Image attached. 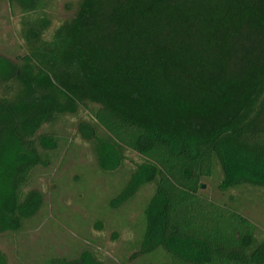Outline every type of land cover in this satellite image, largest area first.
I'll use <instances>...</instances> for the list:
<instances>
[{"label": "trees", "instance_id": "16d2710c", "mask_svg": "<svg viewBox=\"0 0 264 264\" xmlns=\"http://www.w3.org/2000/svg\"><path fill=\"white\" fill-rule=\"evenodd\" d=\"M51 1L9 0L27 51L0 55V233L21 226L23 188L58 144L40 129L96 104L108 135L78 131L99 166L144 156L111 205L153 184L146 242L180 264L263 263L264 233L199 189L218 171L222 191L264 187V0H79L52 28Z\"/></svg>", "mask_w": 264, "mask_h": 264}, {"label": "rangeland", "instance_id": "374dc122", "mask_svg": "<svg viewBox=\"0 0 264 264\" xmlns=\"http://www.w3.org/2000/svg\"><path fill=\"white\" fill-rule=\"evenodd\" d=\"M79 0H52L47 11L51 28L72 17ZM21 10L0 0V55L17 60L27 48L20 34ZM96 104L80 105L40 131L53 132L58 144L49 161L36 166L23 188L29 212L17 229L0 233V264H44L49 257L67 256L92 264H180L162 247L146 242L145 208L153 184L141 186L124 203L112 199L124 187L130 170L144 156L127 149L128 158L115 169H102L94 143L78 131L81 121L108 132L94 119ZM221 172L202 180L200 195L226 202L264 233V187L243 184L222 191ZM255 264H264L255 263Z\"/></svg>", "mask_w": 264, "mask_h": 264}, {"label": "water", "instance_id": "95a60500", "mask_svg": "<svg viewBox=\"0 0 264 264\" xmlns=\"http://www.w3.org/2000/svg\"><path fill=\"white\" fill-rule=\"evenodd\" d=\"M201 186H202V187H204V186H205V184H203V183H202V184H201Z\"/></svg>", "mask_w": 264, "mask_h": 264}]
</instances>
